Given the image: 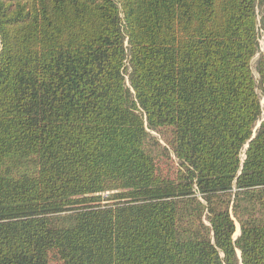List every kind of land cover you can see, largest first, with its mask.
Returning a JSON list of instances; mask_svg holds the SVG:
<instances>
[{"label": "trees", "instance_id": "obj_1", "mask_svg": "<svg viewBox=\"0 0 264 264\" xmlns=\"http://www.w3.org/2000/svg\"><path fill=\"white\" fill-rule=\"evenodd\" d=\"M262 98L264 0H0V264H264Z\"/></svg>", "mask_w": 264, "mask_h": 264}, {"label": "rangeland", "instance_id": "obj_2", "mask_svg": "<svg viewBox=\"0 0 264 264\" xmlns=\"http://www.w3.org/2000/svg\"><path fill=\"white\" fill-rule=\"evenodd\" d=\"M260 45H262L261 41H260ZM126 83H127V78H126ZM128 84V83H127ZM261 107H262V115H261V119H263L264 117V101H263V98L261 99ZM258 125V124H257ZM257 125H256V128H257ZM154 137H156L157 139H159V142L162 146H164V143L161 141L159 135L157 134H153ZM243 156V155H242ZM240 233V230H239V226L236 225V231H235V235H234V238Z\"/></svg>", "mask_w": 264, "mask_h": 264}, {"label": "water", "instance_id": "obj_3", "mask_svg": "<svg viewBox=\"0 0 264 264\" xmlns=\"http://www.w3.org/2000/svg\"><path fill=\"white\" fill-rule=\"evenodd\" d=\"M264 121V117H263V119H261L260 120V122L258 123V125H257V128L260 126V124H261V122H263ZM257 128H255V129H257ZM254 137V135L252 136V138ZM247 148V145L244 147V150ZM239 236V234L234 238V239H236L237 237ZM238 256H240V253L238 252Z\"/></svg>", "mask_w": 264, "mask_h": 264}]
</instances>
